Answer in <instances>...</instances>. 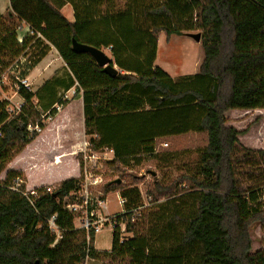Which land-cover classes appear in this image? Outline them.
Listing matches in <instances>:
<instances>
[{"label": "trees", "instance_id": "obj_1", "mask_svg": "<svg viewBox=\"0 0 264 264\" xmlns=\"http://www.w3.org/2000/svg\"><path fill=\"white\" fill-rule=\"evenodd\" d=\"M117 1L8 0L13 22L0 14V81L11 71L20 100L16 108L0 101V174L72 90L82 96L85 135L114 154L106 170L117 177L101 190L125 201L110 249L98 251L93 232L87 241L62 208L77 179L50 193L36 188L32 197L23 194V173L7 171L0 180V264H264V247L251 252L250 231L264 227V149L244 147L246 130L226 126L225 117L264 110V0H124L123 9ZM65 5L73 22L60 12ZM161 32L200 34L196 74L171 79L154 67ZM72 39L109 49L118 74L110 78L88 54L73 52ZM51 48L66 72L33 92L21 80ZM188 133L204 137L196 161L175 179L152 180L144 204L135 182L122 184L127 171L154 154L157 139ZM52 217L58 235L48 228ZM155 219L162 226L152 232Z\"/></svg>", "mask_w": 264, "mask_h": 264}, {"label": "rangeland", "instance_id": "obj_2", "mask_svg": "<svg viewBox=\"0 0 264 264\" xmlns=\"http://www.w3.org/2000/svg\"><path fill=\"white\" fill-rule=\"evenodd\" d=\"M124 4V0L115 2L118 9H123ZM69 7V5H65L66 11H63V14H66L69 11ZM2 15L7 18L8 21L13 22L12 17H10L8 13ZM27 31L28 30L24 28L20 29L17 34L18 39L21 40ZM190 33L195 34L197 32ZM159 41L160 44L157 51L158 66L172 76L182 74L179 73V71L182 72V70H186L185 74H191L192 64L198 53V49H200L198 45L184 36H173L171 41L166 45L162 36L159 38ZM49 50L50 52L45 61L38 64L36 69L33 72H30L25 80H21V83L27 85V87L33 92H37L45 81L60 78L64 76L66 72L65 66L57 53L53 49ZM199 54L201 57V49ZM20 61H23V59H20ZM14 63L15 62L13 61L8 68H11ZM12 75L14 74L10 71L8 75L3 77L0 81V101H6L12 108H16L20 104V100L16 96L15 82L17 78L12 77ZM66 96L70 102L76 95L73 94L72 91H69L66 93ZM229 112L225 114L227 119L226 126L233 125L240 131L246 130L245 134L239 137L240 143L246 148L252 147V149H264V110L240 111L237 114ZM79 114L80 104H78V100L75 99L63 114L65 122L62 126L61 134L64 137H70L79 129ZM33 142L31 146L34 145ZM203 145L204 137L200 134L194 133L157 139L154 147V154L139 158V165L133 166L127 171L128 177L122 181V184L123 182L124 185L130 183L133 184V182H135L136 187L142 196V202L145 204L144 195L151 181L163 180L164 182H167L175 179L185 170H188L196 161L197 150ZM41 156L43 155L40 154V149L38 152L37 145H34L29 149V152H25L23 158L17 163L18 165H21L22 163L26 164L24 170L26 171V177L30 187L35 186L36 184L51 183L59 180L60 176L64 173L63 168L67 171L72 170L74 175H76V164L73 157L67 159L68 165L64 163L59 167L49 168L48 165L45 164L43 158L45 156ZM105 171L107 174V180L117 177V174L112 170L107 172L105 168ZM132 178H135V180ZM25 191L27 190L25 189ZM119 197L120 195L118 192H109L106 194L105 209L101 214L111 216L121 213L122 206L118 203ZM175 197L178 198L177 195ZM161 226L162 222L155 219L152 221L150 230L156 232L154 230H158ZM156 227H158V229ZM250 231L252 238L251 252L264 247V227L253 225L251 226ZM125 236L130 237V234ZM111 239L112 230L109 225H106L95 237L96 248L103 251L107 250L111 245ZM87 264L98 263L90 261Z\"/></svg>", "mask_w": 264, "mask_h": 264}, {"label": "crops", "instance_id": "obj_3", "mask_svg": "<svg viewBox=\"0 0 264 264\" xmlns=\"http://www.w3.org/2000/svg\"><path fill=\"white\" fill-rule=\"evenodd\" d=\"M63 11H66L65 6H63L61 8L60 12L66 18L67 21L73 22L74 17H73V13H72L71 8L69 7V11L66 14H63ZM4 13H8L9 16L13 18V14L8 10V0H0V14H4ZM23 28L27 30L26 26H23ZM187 34L188 33H186V36L184 34V35L179 36V37H183L184 36L185 38H187V39L191 40L192 42L196 43L191 38H189L187 36ZM161 36L164 38L165 45H166V44H168L171 41V39L175 35H171L170 37L166 38L165 35L162 32L160 34H158V36L156 38V54H155V60H154V63H153L154 67H157V68L161 69L171 79H176V78L183 77V76H192V75L196 74L198 69H199V65L201 63V60H202V55L200 57V54H199L200 53V49H201L200 48V42L196 43V45H198V47L200 49H198V53H197V55L195 57V60H194V62L192 64V67H191V71L192 72H191V74H185L186 70H184V71L182 70V72L179 71V73H182V74H179L177 76H172L170 73L168 74V72H166L162 68H160L158 66V63H157V51H158V47H159V44H160L159 38ZM103 51L104 52L106 51L105 53L109 56V53H108L109 49H105ZM49 52H50V50H48L47 54L43 58H41L39 60V62L29 71V73L33 72L36 69L38 64H41L42 62L45 61V59L47 58V55L49 54ZM29 73H28V75H29ZM75 99H77L78 100V104H80V114H79V117H78V128L79 129L77 131H75L73 133V135H71L70 137H64L61 134V131H62L61 129H62V126L64 125V122H65V120L63 119L64 118L63 114H64L65 110L68 108V106H70V104ZM53 109L55 111L54 117L45 120V128H44V130H42V132H40V134L34 140V142L33 141L32 142L34 143V145H37L38 152H39V149H40V154L45 156V157H43V156H41V157L44 158L45 164H47L49 168L59 167L60 165H63L64 163L66 165H68L67 159L69 157H73L74 160H75V164H76V175H74L72 170H68L67 171L65 168H63L64 173L60 176L59 180H56V181L51 182V183L36 184L35 186L30 187L29 184H28L27 177H26V171L24 170V166H26V164L22 163L21 165H18L17 163H18V161H20L23 158V155L25 154V152H29V149H31V147L34 146V145L31 146V144H32V142H31L18 155H16L13 158V160L7 165L6 169L0 174V180H2L4 178V176H5L7 171H20V172L23 173L24 178H25V189L27 191H32V190H34L36 188H41V187H54L55 184H57V183H59V182H61L63 180L77 179L78 178V175H79V160L78 159L79 158L76 155V153H77V151L80 148V144H81L82 140L89 138V137H87L85 135V132H84V124H83L84 117H83V110H82L83 109L82 96L79 93V94H77L75 96V98L72 101L69 102L68 99H67V101H66V103L64 105H54ZM231 112L237 114L240 111H230L229 113H231ZM232 127H234V126L232 125ZM234 128L236 129V127H234ZM250 148L252 149V147H250ZM256 149H258V148H256ZM94 247L96 248L95 239H94ZM109 249H110V247L107 250H105V251H108ZM97 250L98 251H103V250H99V249H97Z\"/></svg>", "mask_w": 264, "mask_h": 264}, {"label": "built area", "instance_id": "obj_4", "mask_svg": "<svg viewBox=\"0 0 264 264\" xmlns=\"http://www.w3.org/2000/svg\"><path fill=\"white\" fill-rule=\"evenodd\" d=\"M3 23H8L7 18L3 17ZM19 30L20 28L18 27L17 33ZM63 97L67 99L66 93ZM76 155L79 158L78 188L62 200V208L71 215H74L75 228L85 231L88 241L89 232H93L96 236L104 226L109 225L112 229L115 225V215L106 216L101 214L105 209L106 199V194L102 192L101 186L106 181V163H109L113 159L114 154L111 149H95L90 139L87 138L82 140ZM51 191H53L52 187L46 188V192L50 193ZM23 194L36 197V193L33 191H26ZM124 202L119 197V205L123 206ZM53 221L54 217L48 222V228L58 235V229ZM119 228L124 233L125 227L123 222L119 223Z\"/></svg>", "mask_w": 264, "mask_h": 264}, {"label": "water", "instance_id": "obj_5", "mask_svg": "<svg viewBox=\"0 0 264 264\" xmlns=\"http://www.w3.org/2000/svg\"><path fill=\"white\" fill-rule=\"evenodd\" d=\"M187 36L196 43L200 42L199 33H188ZM71 49L75 53L88 54L97 67L101 68L102 72L110 78H114L118 74L117 69L112 65V59L103 50L77 43L73 39L71 40ZM116 182L119 183V180Z\"/></svg>", "mask_w": 264, "mask_h": 264}]
</instances>
